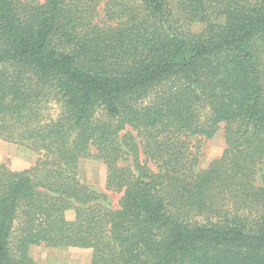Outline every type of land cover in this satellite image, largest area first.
<instances>
[{
    "label": "trees",
    "instance_id": "1",
    "mask_svg": "<svg viewBox=\"0 0 264 264\" xmlns=\"http://www.w3.org/2000/svg\"><path fill=\"white\" fill-rule=\"evenodd\" d=\"M0 140L39 155L0 160V264H264V0H0Z\"/></svg>",
    "mask_w": 264,
    "mask_h": 264
},
{
    "label": "rangeland",
    "instance_id": "2",
    "mask_svg": "<svg viewBox=\"0 0 264 264\" xmlns=\"http://www.w3.org/2000/svg\"><path fill=\"white\" fill-rule=\"evenodd\" d=\"M199 29L200 27H195L194 31ZM56 109L53 107L50 112L56 114ZM189 143L191 152L199 159L197 171L207 168L212 161L220 158L226 149L223 130L218 132L212 140L195 137L189 139ZM38 159L39 155L36 152L0 140V160L7 162L12 170H28L37 163ZM106 177V168L99 161L82 160L78 166L79 180L107 195L109 205L112 208H117L122 195L107 191ZM66 217L69 221H73L75 219L74 211L67 212ZM30 254L40 264H91L93 258L91 250L80 248L55 249L39 246L32 247Z\"/></svg>",
    "mask_w": 264,
    "mask_h": 264
}]
</instances>
